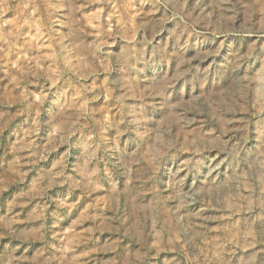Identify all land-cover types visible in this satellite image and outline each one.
Returning a JSON list of instances; mask_svg holds the SVG:
<instances>
[{"label":"rangeland","instance_id":"374dc122","mask_svg":"<svg viewBox=\"0 0 264 264\" xmlns=\"http://www.w3.org/2000/svg\"><path fill=\"white\" fill-rule=\"evenodd\" d=\"M0 264H264V0H0Z\"/></svg>","mask_w":264,"mask_h":264}]
</instances>
